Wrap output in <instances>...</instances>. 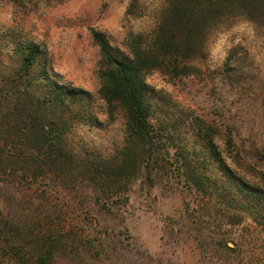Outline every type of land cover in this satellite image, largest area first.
<instances>
[{
    "label": "rangeland",
    "instance_id": "374dc122",
    "mask_svg": "<svg viewBox=\"0 0 264 264\" xmlns=\"http://www.w3.org/2000/svg\"><path fill=\"white\" fill-rule=\"evenodd\" d=\"M163 6L164 0H0V70L20 64L22 44H40L54 79L93 97L99 123L73 131L76 150L111 156L124 144L125 119L120 110L109 114L100 97L106 66L92 32L105 33L114 48L128 54L129 36L151 30ZM258 35L246 20L230 17L210 33L196 73L145 74L153 122L166 129L164 135L183 120L180 135L193 141L185 126L197 117L217 128L215 143L225 157H235L240 146V156L249 161L252 142L264 147V41ZM233 51L240 62L229 60ZM239 63L255 74L230 76L226 69ZM231 135L237 149L229 146ZM167 151H161L163 158L176 161L178 152L172 146ZM251 161L256 169L263 165ZM163 163L152 179L142 173L126 195L105 194L82 177H49L39 186L37 195L54 206L55 228L78 263L264 264L263 227L250 218L230 223L215 203L185 185L175 167ZM20 191L0 183L8 204H18Z\"/></svg>",
    "mask_w": 264,
    "mask_h": 264
},
{
    "label": "trees",
    "instance_id": "16d2710c",
    "mask_svg": "<svg viewBox=\"0 0 264 264\" xmlns=\"http://www.w3.org/2000/svg\"><path fill=\"white\" fill-rule=\"evenodd\" d=\"M230 17L252 24L264 41V0H164L155 26L129 36L128 54L114 48L105 33L93 30L106 66L100 97L109 114L120 110L125 119L124 144L111 156L78 151L72 142L78 127L99 123L91 94L56 81L40 44L21 45L20 64L0 70V183L15 184L22 192L15 205L0 196V264H59L61 259V264H80L55 228L54 206L37 195L49 177H82L105 194L126 195L142 173L152 179L153 172L164 167L163 159L230 223L250 218L264 229V147L252 142L249 161L240 156V146L235 157H225L215 143L217 128L197 117L185 126L193 141H183L180 135L183 120L164 135L166 129L153 122L151 89L145 80L150 71L196 73L210 33ZM36 65L42 67L37 72ZM243 69L239 63L226 71L233 77L241 71L255 74L253 68ZM228 142L238 148L234 136ZM170 146L178 152L176 161L160 154H168ZM254 159L263 165L256 169Z\"/></svg>",
    "mask_w": 264,
    "mask_h": 264
}]
</instances>
